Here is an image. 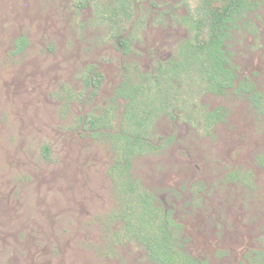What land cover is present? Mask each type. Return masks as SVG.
<instances>
[{
  "label": "rangeland",
  "instance_id": "1",
  "mask_svg": "<svg viewBox=\"0 0 264 264\" xmlns=\"http://www.w3.org/2000/svg\"><path fill=\"white\" fill-rule=\"evenodd\" d=\"M77 1L0 0V264H156L118 217L117 91L175 58L193 35L181 21L203 1L127 0L126 15L115 0ZM252 3L224 41L234 86L214 95L182 81L172 114L152 117L144 153L130 158L129 178L195 264H264V0ZM90 116L105 124L96 138L83 128Z\"/></svg>",
  "mask_w": 264,
  "mask_h": 264
},
{
  "label": "trees",
  "instance_id": "2",
  "mask_svg": "<svg viewBox=\"0 0 264 264\" xmlns=\"http://www.w3.org/2000/svg\"><path fill=\"white\" fill-rule=\"evenodd\" d=\"M115 1V14L123 12L126 15L129 8L127 0ZM202 1L197 18L188 16L181 21L193 35L179 45L175 58L159 62L153 73L140 77L143 82L122 83L117 91V96L125 101L120 133L111 136L114 137V148L117 149V163L113 171L125 178L122 181L125 208L118 217L124 224L123 234L141 243L156 264L195 262L175 246L177 227L169 216L161 213L153 205L152 196L142 193L129 178L130 158L144 153L148 144L146 133L152 117L158 113L172 114V97L174 95L176 101L175 91L182 81L198 80L202 82L205 91L214 95L223 94L234 86L236 76L227 66L229 62L223 48L224 41L239 17L253 7V0ZM77 6L83 7V1L78 0ZM118 46L123 52L129 51L127 39H119ZM100 79V74L95 72L85 78V83L95 90ZM235 90L250 94L254 105L260 106V95L248 82L238 81ZM203 115L206 125L212 126L220 121L218 109L203 112ZM101 122L105 125L102 117L92 116L82 121L83 128L92 138L98 136ZM147 148L151 150L154 147L148 145ZM259 162L264 167V158Z\"/></svg>",
  "mask_w": 264,
  "mask_h": 264
}]
</instances>
